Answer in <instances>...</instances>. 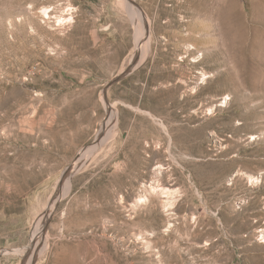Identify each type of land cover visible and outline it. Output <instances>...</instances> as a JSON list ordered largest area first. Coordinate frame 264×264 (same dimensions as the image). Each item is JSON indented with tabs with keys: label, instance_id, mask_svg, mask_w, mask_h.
<instances>
[{
	"label": "rangeland",
	"instance_id": "rangeland-1",
	"mask_svg": "<svg viewBox=\"0 0 264 264\" xmlns=\"http://www.w3.org/2000/svg\"><path fill=\"white\" fill-rule=\"evenodd\" d=\"M0 264H264V0H0Z\"/></svg>",
	"mask_w": 264,
	"mask_h": 264
},
{
	"label": "crops",
	"instance_id": "crops-1",
	"mask_svg": "<svg viewBox=\"0 0 264 264\" xmlns=\"http://www.w3.org/2000/svg\"><path fill=\"white\" fill-rule=\"evenodd\" d=\"M76 150H77V144L76 143H74L72 146L69 145V146L64 147L62 149L57 148V147L55 148V152L58 153L57 156L59 158H69L70 157V154L72 152H75ZM36 214H38V212Z\"/></svg>",
	"mask_w": 264,
	"mask_h": 264
},
{
	"label": "water",
	"instance_id": "water-1",
	"mask_svg": "<svg viewBox=\"0 0 264 264\" xmlns=\"http://www.w3.org/2000/svg\"><path fill=\"white\" fill-rule=\"evenodd\" d=\"M126 74V73H125ZM119 82V79H116V80H114L111 84H110V86H112L113 84H116V83H118Z\"/></svg>",
	"mask_w": 264,
	"mask_h": 264
},
{
	"label": "bare ground",
	"instance_id": "bare-ground-1",
	"mask_svg": "<svg viewBox=\"0 0 264 264\" xmlns=\"http://www.w3.org/2000/svg\"><path fill=\"white\" fill-rule=\"evenodd\" d=\"M196 2H197V0H193V3L194 4H196ZM112 114L110 113V116H111ZM64 182V181H63ZM63 184V183H62Z\"/></svg>",
	"mask_w": 264,
	"mask_h": 264
}]
</instances>
